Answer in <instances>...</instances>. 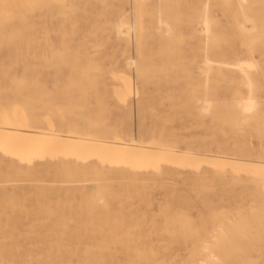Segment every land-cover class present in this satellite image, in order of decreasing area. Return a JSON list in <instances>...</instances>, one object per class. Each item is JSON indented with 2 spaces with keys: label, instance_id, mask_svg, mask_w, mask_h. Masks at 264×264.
Returning <instances> with one entry per match:
<instances>
[{
  "label": "rangeland",
  "instance_id": "obj_1",
  "mask_svg": "<svg viewBox=\"0 0 264 264\" xmlns=\"http://www.w3.org/2000/svg\"><path fill=\"white\" fill-rule=\"evenodd\" d=\"M0 2V16H10L0 18V25H5L0 31V123L7 122L1 115H20L23 119L37 115L32 119L34 123L29 118L25 120V128L109 142L121 140L133 149L125 150L124 156L120 149V154L116 151L117 147L110 153L105 148L100 152H78L64 141L26 144L7 139L2 143L14 149L0 147V186L33 197L38 194L39 185L53 186L52 205L61 201L60 208H66V213L72 205L78 209L84 195L102 190L116 192L109 200V208L113 215L133 219L127 230L132 233L133 247L139 246V264H202L210 255L213 257L207 262L217 263V257L224 255L227 264H264V0H244L245 8L238 0ZM205 16H216L210 19V31L206 32ZM249 18L250 23L246 22ZM118 24V28L123 25L125 34L120 33L121 28L118 32ZM212 36H217L216 40L212 41ZM156 50L164 54L154 55ZM166 53L170 56L168 62ZM218 53L221 55L216 56ZM133 58L134 61L130 60ZM208 58L210 67L205 68ZM244 60L252 61L256 67H246L252 93L245 71L237 65ZM92 61L98 66L91 68ZM38 85L44 86H40L41 91ZM18 87L20 92L16 96ZM249 94L257 106L243 111L240 104ZM25 96L31 97L28 102L23 100ZM31 99H37L33 100L37 103ZM204 101L212 102L210 109ZM31 107L34 110L29 111ZM71 125L75 127L69 129ZM16 147H27L29 155L21 158ZM136 149L144 151L147 157L152 155L141 159L140 153L139 166L132 170L127 159ZM157 150L165 155L157 157ZM166 151H174L175 156ZM69 160H74L79 169L75 180H64L57 172ZM31 169L37 172L31 173ZM83 169L87 173L80 175ZM99 208L106 215L107 208ZM40 217L46 219L47 214ZM20 218L22 224L16 229L22 235L0 234V264L133 263L135 253L127 252L126 242L97 227L82 228L89 235L83 239L57 240L50 222L27 233L34 229L30 223L34 217L23 213ZM223 237L228 246L235 243L239 247L238 251L230 250L234 256L225 252L232 247L225 250ZM204 240L210 243L209 250H200L206 245ZM214 241L221 243V247L211 246Z\"/></svg>",
  "mask_w": 264,
  "mask_h": 264
},
{
  "label": "bare ground",
  "instance_id": "obj_2",
  "mask_svg": "<svg viewBox=\"0 0 264 264\" xmlns=\"http://www.w3.org/2000/svg\"><path fill=\"white\" fill-rule=\"evenodd\" d=\"M24 1V0H23ZM31 1V0H30ZM238 1H241V2H239L240 4V6H242L243 4H242V1H244V0H238ZM14 2V1H13ZM102 2H103V0H102ZM1 3V2H0ZM37 3V2H36ZM72 3V2H71ZM71 3L69 4V5H71ZM179 3V2H178ZM32 4V3H31ZM30 4V5H31ZM216 5V4H215ZM214 5V6H215ZM213 6V5H212ZM72 7V6H71ZM18 8H20V7H18ZM22 8H24V7H22ZM30 8H33L32 6L30 7ZM67 8V7H66ZM242 8H245V5H244V7L242 6ZM1 9V8H0ZM25 9V8H24ZM73 9V8H72ZM162 9V8H161ZM166 9H167V7H166ZM20 10V9H19ZM26 10V9H25ZM29 10V9H28ZM32 10V9H31ZM157 10V9H156ZM156 10H154V11H156ZM164 11H165V9H163ZM242 10H245V9H242ZM252 10V9H251ZM60 11V10H59ZM159 11H160V9H159ZM162 11V10H161ZM227 11H229V10H227ZM157 12V11H156ZM163 12V11H162ZM161 12V13H162ZM253 12V11H252ZM251 12V13H252ZM165 13V12H164ZM163 13V14H164ZM170 13H174V12H170ZM176 13V12H175ZM225 13V12H224ZM243 13H244V11H243ZM247 13V12H246ZM254 13H256V12H254ZM62 14V13H61ZM63 14H65V13H63ZM160 14V13H159ZM168 14V13H167ZM245 14V13H244ZM7 16H4V15H2V16H0V18H3V16L4 17H7V18H9L10 16L8 15V14H6ZM18 15V14H17ZM20 15H23V14H20ZM66 15V14H65ZM171 15V14H170ZM225 15V14H224ZM56 16V15H55ZM176 16V15H175ZM178 16V15H177ZM17 17H20V16H17ZM52 17V16H51ZM160 17V16H159ZM178 17H180V16H178ZM213 17V16H212ZM212 17H210V19L212 18ZM216 16H214L213 17V19L215 18ZM261 18H262V16H260ZM263 17H264V15H263ZM124 18V17H123ZM198 18V17H197ZM202 18V17H201ZM231 18H233V17H231ZM245 18H247V17H245ZM244 18V19H245ZM254 18V17H253ZM21 19H23V18H21ZM122 19V18H121ZM209 19V17L208 16H205V18H204V22H205V24H206V26H204L205 28V32H206V30H208L209 29V24H211V20H213V19H211L210 20ZM262 19H264V18H262ZM2 21H3V19H2ZM166 21V20H165ZM164 21V22H165ZM249 21H252V18H249V20L248 21H246V22H249ZM193 22V21H192ZM166 24H167V22H165ZM230 23V22H229ZM243 23H245V22H243ZM250 23V22H249ZM248 23V24H249ZM254 23V22H253ZM259 23V22H258ZM258 23H256V24H258ZM121 24H123L124 25V23H121ZM127 24V23H126ZM129 24V23H128ZM161 24V23H160ZM169 24V23H168ZM200 24V23H199ZM202 24V23H201ZM200 24V25H201ZM235 24V23H234ZM255 24V23H254ZM254 24H252V26H254L253 28H255L256 26L254 25ZM122 25V26H123ZM165 25V24H164ZM170 25V24H169ZM245 25V24H244ZM5 25L4 24H2V25H0V31L2 30L1 28L2 27H4ZM31 26V25H30ZM118 26H120L119 24L117 25V28H118ZM122 26L121 27H119V28H121L122 29V32H120V33H124L125 34V32H123V28H122ZM126 26V25H125ZM163 26V25H162ZM171 26V25H170ZM225 26V25H224ZM251 26V27H252ZM60 28V27H59ZM118 28V32L121 30V29H119ZM147 28V27H146ZM169 28H171V27H168L167 29L169 30ZM244 28H246V27H244ZM159 29V28H158ZM161 29V28H160ZM165 29H166V27H165ZM247 29V28H246ZM249 29V28H248ZM163 30V29H162ZM177 30V29H176ZM179 30V29H178ZM202 30H203V28H202ZM174 31H175V29H174ZM209 31H210V29H209ZM217 31V30H216ZM216 31H215V33H216ZM219 31V30H218ZM235 31V30H234ZM160 32V31H159ZM168 32V31H167ZM170 32V31H169ZM204 32V31H203ZM141 33V32H140ZM207 33H209V32H207ZM218 33H220V32H217V34ZM249 33H250V31H249ZM167 34V33H166ZM180 34V33H179ZM211 34H212V32L210 33V36H211ZM228 34V33H227ZM208 35V34H207ZM221 35V37H222V35L223 34H220ZM219 35V36H220ZM230 35V34H229ZM228 35V36H229ZM232 35H234V34H232ZM140 36V35H139ZM226 36V35H225ZM32 37V36H31ZM170 37H171V35H170ZM174 37V36H173ZM214 36H212V41L215 39L216 40V37L217 36H215V38H213ZM220 37V38H221ZM30 38V37H29ZM130 38V37H129ZM129 38H127V39H129ZM191 38H192V36H191ZM208 38V37H207ZM206 38V39H207ZM220 38H219V40H220ZM225 38V37H224ZM227 38V37H226ZM225 38V39H226ZM126 39V40H127ZM163 39V38H162ZM173 39L174 38H172L171 39V43H172V41H173ZM175 39H178V38H175ZM224 39V40H225ZM258 39V38H257ZM125 40V39H124ZM165 40V39H164ZM164 40L162 41V42H164ZM208 40V39H207ZM218 39H217V41L216 42H218L219 41ZM251 40V39H250ZM178 41V40H177ZM204 41H206V40H204ZM203 41V42H204ZM221 41V40H220ZM226 41V40H225ZM131 42V41H130ZM167 42H169V40L167 41ZM175 42V41H174ZM215 42V43H216ZM228 42V41H227ZM63 43V42H62ZM129 43V42H128ZM176 43V42H175ZM207 43V42H206ZM212 43V42H211ZM244 43V42H243ZM262 43V42H261ZM264 43V42H263ZM217 44L218 43H216V46H217ZM166 45H167V43H166ZM219 45H220V43H219ZM1 46V45H0ZM215 46V47H216ZM246 46V45H245ZM257 46V45H256ZM29 47V46H28ZM52 47V46H51ZM220 47V46H219ZM161 48V47H160ZM160 48H159V50H160ZM201 48V47H200ZM199 48V49H200ZM162 51L164 50V48H162L161 49ZM180 50V49H179ZM201 50V49H200ZM202 50H203V48H202ZM57 51H59V50H57ZM56 51V52H57ZM162 51H160V53L159 52H157V50H156V53L154 52V55H156V54H164ZM220 51V50H219ZM56 52L55 53H53L54 55L56 54ZM162 52V53H161ZM175 52H176V50H175ZM180 52V51H179ZM60 53V51L59 52H57V54H59ZM124 53H125V51H124ZM150 53H152V52H150ZM167 54V53H166ZM166 54L165 55H162L161 57H165L166 56ZM180 54H181V52H180ZM35 55V54H34ZM143 54H141V56H142ZM217 55H221V54H216V56ZM172 56V55H171ZM54 57V56H53ZM140 57V56H139ZM151 57V56H150ZM167 62H168V59H169V55L167 54ZM143 58V57H142ZM47 61H48V58L46 57L45 58ZM148 59H150V58H148ZM161 59H164V58H161ZM213 59V58H212ZM75 60H77V59H75ZM130 60H132V61H134L135 59L133 58V59H130ZM130 60H128V61H130ZM65 61V60H64ZM159 61V60H158ZM169 61H170V59H169ZM174 61H176V59L174 60ZM205 61H208L207 63H208V65H206L205 66V68H207V66H209L210 67V59L208 58L207 60H205ZM76 62V61H75ZM93 62L94 61H92L91 63V65L90 66H92L91 68H93L94 66L96 67V66H98V63L97 62H94V63H97V64H93ZM131 62V61H130ZM136 62V61H135ZM135 62H132V63H135ZM165 62V61H164ZM212 62V61H211ZM129 63V62H128ZM179 63V62H178ZM205 63V62H204ZM214 63V62H213ZM136 64V63H135ZM180 64V63H179ZM179 64H178V66H176V65H174V66H176V67H178L179 68ZM218 64H220L221 65V63H218ZM224 64V63H223ZM68 65H70V63L68 64ZM94 65V66H93ZM134 65V64H133ZM133 65H131L132 67H133ZM239 67H240V69L242 68L244 71H245V75H246V77H247V79H249L248 80V84L251 86L252 85V80L250 79V74L248 73V72H246V67H255L254 66V64H253V62L252 61H248V60H244V61H239L238 62V64H237ZM35 66V65H34ZM33 66V67H34ZM89 66V67H90ZM151 66V65H150ZM165 66V65H164ZM173 66V67H174ZM183 65H181V67H182ZM219 66V65H218ZM228 66H232V65H228ZM88 67V68H89ZM135 67V66H134ZM153 67V66H152ZM161 67H162V65H161ZM233 67V66H232ZM237 67V66H236ZM27 68V67H26ZM25 68V69H26ZM72 68H74V67H72ZM146 68H148V66L147 67H145L144 69L145 70H147ZM154 68V67H153ZM238 68V67H237ZM256 68V67H255ZM138 69V68H137ZM183 69V68H182ZM209 69H211V68H209ZM215 69V68H214ZM251 69V68H250ZM72 70V69H71ZM88 71L90 70V69H87ZM87 70L86 71H84L83 73H85V75H84V77H87L86 76V74L88 73L87 72ZM92 70V69H91ZM141 70V69H140ZM161 70V69H160ZM167 70H168V68H167ZM132 71V70H131ZM186 71V70H185ZM208 71H210V70H207V72L206 73H209ZM216 71H218L217 72V74L219 73L220 74V70L218 69V70H216ZM242 71V70H241ZM146 72V71H145ZM215 72V71H214ZM213 72V73H214ZM182 73H183V71H182ZM204 73V72H203ZM206 73H204V74H206ZM244 73V72H243ZM141 74H143V73H141ZM83 75V74H82ZM209 74H207V76H208ZM98 76V75H97ZM178 76V75H177ZM169 77V76H168ZM209 77V76H208ZM207 77V78H208ZM226 77V76H225ZM15 78V77H14ZM17 78V77H16ZM89 78V77H88ZM95 78V77H94ZM135 78V77H134ZM70 79V76L68 77V81H69V83H70V81H72L71 79ZM93 79V78H92ZM14 80V79H13ZM12 80V81H13ZM120 80V79H119ZM24 81V80H23ZM208 81V80H207ZM241 81H242V79H241ZM241 81L239 80L238 82L239 83H241ZM244 81V80H243ZM17 82H19V81H17ZM88 82V81H87ZM15 83V82H14ZM34 83H36V81L34 82ZM127 83V82H126ZM28 84V83H27ZM26 84V85H27ZM40 84V83H39ZM17 85H18V83H17ZM206 85H208V83H206ZM246 85V84H245ZM41 87L43 86V85H40ZM40 86L38 85V87H39V89H40V91H41V88H40ZM56 86V85H55ZM37 87V88H38ZM44 87V86H43ZM21 88H23L22 87V84H21ZM20 88V89H21ZM26 88V87H25ZM250 88V91L252 90L251 88H252V86L251 87H249ZM16 89H18V90H16ZM15 90H16V96L17 95H19V94H17V93H19L20 92V90H19V87L18 88H16ZM38 89V90H39ZM15 90H14V93H15ZM195 90V89H194ZM205 90H207V88L205 89ZM211 91H213L212 89H210ZM17 91H19V92H17ZM40 91H38V93L40 92ZM82 91V90H81ZM128 91V90H127ZM126 91V92H127ZM186 91V90H185ZM196 91V90H195ZM129 92V91H128ZM170 92V91H169ZM193 93V92H192ZM205 93H207V91H205ZM251 93H252V91H251ZM250 93V94H251ZM40 94V93H39ZM39 94H37V96L36 97H34V99L35 98H37L38 96H39ZM240 94V93H239ZM249 94V96H248V98H246L245 99V101H243L241 104H240V108L241 109H243V111L244 110H249V111H251V110H253V109H255V107L257 106L256 104H257V102L255 101V98L252 96V95H250ZM29 95H31V94H29ZM42 95V94H41ZM40 95V97H42ZM206 95V96H205ZM241 95V94H240ZM239 95V96H240ZM122 96V95H121ZM204 96L207 98V94H204ZM191 97V96H190ZM205 97H204V100H207V99H205ZM23 98V97H22ZM26 98V99H25ZM28 98H31V97H24L23 98V100L25 101L26 100V102H28ZM54 99H53V101L55 100V97H53ZM121 98V97H120ZM10 99V98H9ZM15 99L16 98H14L13 100L15 101ZM33 99V100H34ZM23 100H21V102L20 103H22V104H26V102H24ZM32 100V99H31ZM32 100V102H34V101H36V100H34L33 101ZM38 100H39V98H38ZM99 100V99H98ZM241 100V99H240ZM7 101V100H6ZM88 101V100H87ZM199 101V103H202L200 100H198ZM5 102V101H4ZM8 102H9V100H8ZM24 102V103H23ZM30 102V101H29ZM205 102V101H204ZM233 102V101H232ZM231 102V103H232ZM6 103V102H5ZM4 103V104H5ZM35 104L37 103V102H34ZM49 103H51V101H49ZM55 103V102H54ZM207 103V101L204 103V104H206ZM210 103H212V102H210L209 101V103H207V107H208V109H210L211 107L209 106L210 105ZM234 103V102H233ZM44 104V103H43ZM48 104V103H47ZM70 104H71V100H70ZM229 105H230V103H229ZM235 106H236V103L234 104ZM1 106V105H0ZM78 106V105H77ZM182 106V105H181ZM226 106V105H225ZM230 106H232V104L230 105ZM243 108H242V107ZM202 107V106H201ZM8 108H9V106H8ZM21 108V107H20ZM70 108H72V107H70ZM78 108V107H77ZM80 108V107H79ZM203 108H206L205 107V105H204V107ZM214 108H215V106H214ZM1 109H2V107H1ZM0 109V110H1ZM5 109V108H4ZM32 109L34 110V108H30V110L29 111H32ZM70 110V109H69ZM199 112L201 113V109H200V107H199ZM205 110H207V108L205 109ZM232 110V109H231ZM21 111H22V109H21ZM236 111V110H235ZM234 111V112H235ZM202 112H203V109H202ZM11 113V112H10ZM20 112L18 111V114H19ZM51 113H54V112H51ZM58 113V112H57ZM56 113V114H57ZM206 113V112H205ZM207 113H209V112H207ZM52 115V114H51ZM224 115V114H223ZM20 115H11V114H8L7 116H3V115H1V118H2V120H5V121H7L6 123H4V124H2V123H0V147H2V148H4V149H6V150H10V151H13V149L14 148H12L11 149V147H8V145L7 144H4V143H2V142H6L7 141V139H13V140H22V141H24L26 144H27V142L28 141H36V142H38V141H43V142H51V143H53V142H56V141H64V142H67L68 143V145L70 146V147H72L71 149L72 150H74V151H78V152H83V151H86V152H90V150H93V151H96V152H100L101 150H103L104 148L105 149H107V150H109L108 152L110 153L112 150H113V148H115V147H117V152H118V150L120 149V151H121V153H122V155L124 154V156H126L125 154V150H127L126 152H128V150L130 151V149L131 148H129V146H126L127 144L125 143H123V142H121V140L120 139H118V140H120V141H115V142H109L107 139H103V138H93V137H86V136H80V135H74V134H70V135H63V134H61V133H57V132H41V131H33V130H31V129H27V128H25V126H27V124L25 123V120L27 119V118H29V121H30V119H31V123H34V122H32V119H36L37 118V115L35 116V115H32V116H29V117H27V118H21V117H19ZM15 120H14V119ZM248 118V117H247ZM243 119H240V121H242ZM10 121H12V122H14V123H10L9 124V122ZM34 121V120H33ZM38 123H39V121H37ZM48 122H50L51 123V121L49 120ZM234 122V121H233ZM236 123V121L234 122V124ZM260 123V122H259ZM13 124H15V125H13ZM236 125V124H235ZM72 126L73 125H71V128H70V126H69V129H73L72 128ZM73 127H75V126H73ZM201 127V126H200ZM257 127H258V124H257ZM254 131H258L257 129L256 130H254ZM116 132V131H115ZM263 133H264V131H263ZM258 134H259V132H258ZM103 136V135H102ZM106 136V135H105ZM162 136V135H161ZM165 136V135H164ZM163 137V136H162ZM154 140V139H153ZM156 141V140H155ZM157 142V141H156ZM164 143V142H163ZM228 143V142H227ZM114 144V145H113ZM153 144H155L154 143V141H153V143H151V145H153ZM157 144H159V142L157 143ZM14 145V144H13ZM135 145V143L133 144V146ZM137 145V144H136ZM123 146V147H122ZM132 146V144H131V147L132 148H134ZM154 146V145H153ZM157 146V145H156ZM159 146V145H158ZM237 146V145H236ZM19 147V146H18ZM18 147H16V150H20L21 151V155H20V157L22 158V157H24V156H27V155H29L28 154V149H27V147H25V148H18ZM118 147H122L123 149L121 150V148H118ZM137 147L139 148V144L137 145ZM136 147V148H137ZM143 148H145V146L143 147ZM149 148H152V147H149ZM148 148V149H149ZM163 148V147H162ZM162 148H160V149H162ZM141 149H142V147H141ZM154 150H156L155 148H153ZM159 149V150H160ZM164 150H166L165 148H163ZM131 150H133V149H131ZM143 150V149H142ZM145 150H147V148L145 149ZM150 150V149H149ZM159 150H157V151H159ZM169 150H171V149H169ZM173 150V149H172ZM175 150V149H174ZM105 151V150H104ZM115 150H114V152H116ZM141 151V150H140ZM148 151V150H147ZM150 151H152V150H150ZM156 151V152H157ZM160 151H162V150H160ZM159 151V152H160ZM168 151V150H167ZM166 151V152H167ZM124 152V153H123ZM131 152V151H130ZM144 151H141V152H139V149H136V150H134V155L133 156H131V158L130 159H127L129 162H130V164H131V166H132V170H135V168L133 167V166H139V154L140 153H142L143 155H141V159H143V158H145V157H147L146 155H144V153H143ZM159 152H157V153H155L154 152V154H156L157 155V157H158V155L160 154V155H165V153L163 154V153H159ZM162 152H164V151H162ZM169 152V151H168ZM167 152V153H168ZM171 152H173V153H171ZM170 152V154H172L173 156H175V153H174V151H171ZM175 152H177V151H175ZM179 152V151H178ZM185 152V151H184ZM187 152V151H186ZM119 153V152H118ZM117 153V154H118ZM193 153V152H192ZM120 154V153H119ZM130 154V153H129ZM147 154V153H146ZM149 154V153H148ZM153 154V155H154ZM169 154V153H168ZM169 154V155H170ZM182 154V153H181ZM187 154V153H186ZM197 154V153H196ZM150 155H152V154H150ZM150 155L148 156V157H150ZM177 155H179V153L177 154ZM188 155V154H187ZM189 155H191V154H189ZM194 155V154H193ZM171 156V155H170ZM181 156H184V155H181ZM186 156V155H185ZM195 156V155H194ZM198 156H202V155H198ZM207 156V155H206ZM213 156V155H212ZM147 157V158H148ZM172 157V156H171ZM205 157V156H204ZM207 157H209V156H207ZM224 157V156H223ZM212 159H213V157H211ZM150 159V158H149ZM204 159V158H203ZM205 159H207V158H205ZM221 159V158H220ZM109 160V159H108ZM208 160V159H207ZM209 160H211L210 159V157H209ZM208 160V161H209ZM214 160H216V158L214 159ZM227 160V159H226ZM141 161V160H140ZM219 161V160H218ZM218 161H217V163H218ZM248 161V160H247ZM209 162H212V161H209ZM215 162V161H214ZM237 162V161H236ZM152 163H154V159H153V162ZM151 163V164H152ZM229 163H230V161H229ZM219 164L221 165L222 163H220L219 162ZM234 164V163H233ZM237 164V163H236ZM239 164H243V163H239ZM246 165V164H245ZM66 166V167H65ZM234 166H235V164H234ZM243 166H244V164H243ZM242 166V167H243ZM248 166H250L251 167V165H249L248 164ZM249 167V168H250ZM253 167V166H252ZM251 167V168H252ZM256 168L258 167V166H255ZM263 167V166H262ZM134 168V169H133ZM157 168V167H156ZM154 169V168H153ZM253 169V168H252ZM251 169V170H252ZM259 169H260V171H261V168H260V166H259ZM32 171H31V173H36L37 171L35 170V169H31ZM137 170V169H136ZM30 171V170H29ZM264 171V170H263ZM2 171H0V173H1ZM57 172H61V176L62 177H64L65 179L64 180H75L76 178H77V176H78V174H79V169H78V167L76 166V162L74 161V160H69L68 161V163H65L64 165H62V167L60 168V171L58 170ZM262 172V171H261ZM10 173V172H9ZM83 173H87V169H83L81 172H80V175H82ZM263 173V172H262ZM28 174V173H27ZM134 174V173H133ZM9 175V174H8ZM132 175V174H131ZM264 175V174H263ZM133 176V175H132ZM81 179V178H80ZM40 180V179H39ZM249 181V180H248ZM37 182H38V179H37ZM93 187V186H92ZM38 189H39V192H38V194L36 195V196H31V194L29 195L28 193H23V194H19V193H16V192H9L8 190H7V188H5V187H2V186H0V205H8V208H0V234L1 235H4V236H9V237H14V236H19L20 234L22 235V233H21V231H19V230H17L16 228L20 225V224H22V219L20 218V216L23 214V213H26L27 215H29V216H33L34 218H32V220H31V226H32V228H34V229H32V230H30L29 232H27V233H34V232H36L35 231V226H40V225H42V224H45V222L46 221H48V222H50V224L52 225V227H54L55 228V230H51V232L52 233H54V235H55V237L57 238V240L59 239V240H62V239H66V238H81V239H83V238H85V237H87V236H89L88 234H87V232H88V230H86V232H82L81 231V229L82 228H89V227H97V229H99V230H101V231H105V232H107V233H110L111 235H113L114 236V238L115 239H122V241L121 242H123V243H125L126 242V245H127V247L125 248L126 250H127V252L129 253V254H131V253H135L134 254V259H133V263L132 264H139V262L141 261V258H140V261H138L139 260V246H134L133 247V238H132V233H131V231H128L127 230V228L131 225V222H133V219H130V218H128L126 215H122V214H119V215H113V212L111 211V209L109 208V200L112 198V197H114V196H116L117 195V193L116 192H112V191H108V192H106L105 190H102L100 193H93V194H91V195H84V198H83V200L79 203V207H78V209H74V208H76L74 205H72V206H70V208L68 209V212L69 213H66V208H60V204L62 203L61 201H57V205L56 206H54V205H52V201L50 200V194H51V192H52V190H53V186H49V187H46V186H38L37 187ZM89 188L90 187H88L87 188V190H89ZM106 188V187H105ZM103 189H104V187H103ZM263 199V198H262ZM76 201V200H75ZM245 201V200H244ZM68 201H65L64 202V204H68L67 203ZM28 205H33V207H27ZM71 205V204H70ZM10 206V207H9ZM99 206H105V208H107L106 209V211H105V214L106 215H103L102 213H101V209L99 208ZM263 206V205H262ZM262 208V207H261ZM119 212H121V211H119ZM42 213H46L47 214V217H46V219H43V218H41L40 217V214H42ZM117 213V212H116ZM225 213H226V211H225ZM228 213H229V211H228ZM227 213V214H228ZM158 214H159V212H158ZM224 214V213H223ZM178 216V215H177ZM184 216H186V215H184L183 214V220H184V222L186 221V217L184 218ZM227 216V215H226ZM260 216H262V215H260ZM181 217V218H182ZM218 217V216H217ZM260 218H262V217H260ZM228 219V218H227ZM257 219V218H256ZM173 220H174V218H173ZM191 220V219H190ZM218 220H219V218H218ZM229 220V219H228ZM254 220H255V218H254ZM72 221H74V222H76L75 224H71L72 223ZM189 221V220H188ZM256 221V220H255ZM153 222V221H152ZM242 222V221H241ZM47 223V222H46ZM240 223V222H239ZM245 223V222H244ZM243 225V224H242ZM217 226V225H216ZM220 226V225H219ZM237 226V225H236ZM59 227V228H58ZM182 227V226H181ZM186 227V226H185ZM1 228H5V229H1ZM195 228V227H194ZM217 228H221V227H217ZM232 228V227H231ZM182 229V228H181ZM190 229V228H189ZM188 229V231L185 229V231H187V232H189L190 230ZM223 229V228H222ZM224 230V229H223ZM222 230V231H223ZM231 230V229H230ZM193 232H194V230H192ZM226 232H228V231H226ZM226 232H224L223 234H226ZM182 233V232H181ZM230 233H231V231H230ZM40 234V233H39ZM222 234V233H221ZM199 235V234H198ZM235 235V234H234ZM219 236H221V235H219ZM223 236V235H222ZM227 236V235H226ZM189 237V236H188ZM218 237V236H217ZM186 238V237H185ZM215 238V237H214ZM213 238V239H214ZM222 238V237H221ZM235 238V237H234ZM217 239V238H216ZM215 239V240H216ZM225 238L223 237V241L224 242H226V240H224ZM218 240H219V242H221L220 241V239L218 238ZM217 240V241H218ZM232 240V239H231ZM221 242L222 244H224L223 246H225L224 248H225V250L229 247V248H231V249H227L225 252L226 253H228L230 250H233V249H236V247H238V246H234V245H236L235 243L233 244V246H234V248H233V246H232V244L230 245V246H228V241L226 242V243H224V242ZM236 241V240H235ZM234 241V242H235ZM239 241V240H238ZM218 242V244H217V242H215L214 241V244L213 245H211V246H215V247H221V245L219 246V244H221V243H219ZM58 243V242H57ZM206 244V245H202V244ZM203 243H201V248H200V250L202 249L203 251H205V250H207L208 249V246L210 245V243L208 242H206L205 240L203 241ZM233 243V242H232ZM240 243V242H239ZM103 244H104V242H103ZM113 244V243H112ZM115 244V243H114ZM208 244V245H207ZM217 244V245H216ZM227 244V245H226ZM227 246V247H226ZM52 247V246H51ZM97 247H100V246H97ZM213 247H211V248H213ZM214 247V248H215ZM241 247V246H240ZM102 248V247H101ZM124 248V247H123ZM194 248V247H193ZM199 248V246L198 247H196V249H198ZM204 248V249H203ZM224 248H222L221 250H223V252H224ZM239 248V247H238ZM243 248V247H242ZM195 249V248H194ZM195 249V250H196ZM219 249V248H218ZM105 250H107V248L105 249ZM152 250V249H151ZM199 250V251H200ZM209 250V249H208ZM237 250V249H236ZM236 250H234V251H236ZM238 251V250H237ZM242 251V250H241ZM141 252L142 251H140V254H141ZM221 252V251H220ZM231 252V251H230ZM228 253V255L230 254V256H232L233 254H232V252L231 253ZM152 253H154V252H152ZM199 253V252H198ZM195 254V253H194ZM212 254H214V253H212ZM237 254V253H236ZM240 254V253H239ZM127 256H128V254H127ZM234 256V255H233ZM212 255H210V257L209 258H207V260L208 259H212ZM129 258V257H128ZM218 258V260H219V263H218V260H217V263H215V260H213V261H209V262H207V260L206 261H202V262H205V263H202V264H210V263H214V264H227L226 263V257L223 255L222 257H217ZM101 259H102V257H101ZM222 259H223V261H222ZM225 260V261H224ZM237 260V259H236ZM129 261V260H128ZM163 261V260H162ZM131 262V261H130ZM159 263H162V262H159ZM12 264V263H11ZM199 264V263H198Z\"/></svg>",
  "mask_w": 264,
  "mask_h": 264
}]
</instances>
